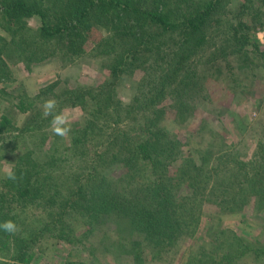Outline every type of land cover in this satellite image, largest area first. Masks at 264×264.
<instances>
[{
    "label": "trees",
    "instance_id": "16d2710c",
    "mask_svg": "<svg viewBox=\"0 0 264 264\" xmlns=\"http://www.w3.org/2000/svg\"><path fill=\"white\" fill-rule=\"evenodd\" d=\"M252 1L242 0L234 14L231 0H0V81L14 80L6 61L13 57L29 71L49 58L66 66L90 55L108 72L57 94L59 81H53L33 97L49 93L57 111H82L69 121L66 137L45 130L51 117L43 118L36 102L18 96L15 108L27 113L18 128L0 113V135L17 131L15 141L32 139L10 152L17 180L0 175V222L13 220L19 227L14 235L0 231V255L14 248L12 264H23L47 235L88 246L93 237L92 264H146L145 249L154 259L195 228L196 196L227 213L240 211L251 196L264 208V135L248 159L210 149L194 156L182 151L166 122L169 116L177 124L189 118L205 96L203 81L218 74L221 61L235 60L231 67L244 73L264 58L252 36L264 22L254 21L255 14L249 22L236 18ZM33 15L40 18L34 30L25 21ZM96 29L103 35L90 46ZM124 85L130 91L125 99L117 89ZM6 93L0 87V96ZM112 167L119 175L107 174ZM143 173L148 180L141 185L137 177ZM28 203L40 205L39 225L16 221V211ZM75 219L82 227H73ZM230 237L228 248L239 252L229 249L212 260L237 264L249 252L264 258V245Z\"/></svg>",
    "mask_w": 264,
    "mask_h": 264
},
{
    "label": "rangeland",
    "instance_id": "374dc122",
    "mask_svg": "<svg viewBox=\"0 0 264 264\" xmlns=\"http://www.w3.org/2000/svg\"><path fill=\"white\" fill-rule=\"evenodd\" d=\"M241 2L242 0H231L230 6L234 14L238 12ZM252 14H255L254 21L260 17L257 21L264 22V0L247 3L243 14L237 15V21L238 19L246 22L250 19L253 21ZM25 21L27 27L33 30L40 25V18L37 15L28 17ZM257 27L256 31L253 30L252 36L260 50L264 51V25ZM0 33L2 34L1 29ZM102 35L103 32L100 29L90 32L88 38L90 46ZM6 61L11 68L14 80L0 81V87L7 92L5 96L4 94L0 96V113H5L12 118L16 128L21 125L27 115L14 106L19 100L18 96L23 98L24 102H36V106L43 110L42 105L48 99L49 93L38 99L33 97L49 83L59 81L55 88L57 94L68 87L73 88L79 84L89 85L108 76L107 69L102 67V60L90 55L77 58L66 66H62L59 59L49 58L32 64L29 71L16 57ZM255 63L254 68L241 73L239 69L231 67L235 65V60H229L227 63L221 61L218 63L220 66L218 74L208 76L203 81L205 96L196 100L189 118L184 123L177 124L172 121V116L167 117V126L171 132L177 133L180 137L181 149L185 154L190 153L196 156L197 151L204 152L210 149V151H232L237 159H248L253 156L257 143L263 141L264 135V58ZM124 86H118L117 89L120 96L125 99L130 96V91L127 85ZM64 112L69 117V121H77L82 115V111L78 109ZM50 129H52L51 126H47L45 130L49 132ZM16 132L0 135V175L4 173L5 168L13 165V154L10 152L15 144L18 143L24 148L22 140L28 143L32 140L27 139L26 136L22 140L17 138L15 141L14 135L18 133ZM21 147L18 146L17 151L21 150ZM109 170L107 174L111 177L119 175L118 167H112ZM146 178L144 173L137 177L141 185L147 182ZM188 194L191 196L189 191ZM203 199L200 195V197L196 196L194 201V204L200 203L193 211V216H199L197 224L193 222L195 228L190 226L192 230H185V234L192 235L184 234L173 247L164 250L154 259L149 254L150 250L145 249L143 256L146 258V264H184L187 258H192L190 264H211V261L219 264L212 260V257L217 258L219 254L226 253L229 249L235 254L239 252L232 250L231 247L228 248L226 241L231 239L232 233L239 236L242 243L247 245H264V208L257 206L255 196H251L249 202L236 213H227L208 198ZM39 206L38 203L26 204L22 211H16L15 216L18 217L16 221H21L24 226L39 225ZM72 223L76 229L82 227L78 219L71 220ZM82 233L83 230L80 234ZM124 238L127 240L128 236L125 234ZM89 241L92 242L90 246L96 243L93 237ZM90 246L86 243L82 245L60 243L47 235L36 244L33 257L29 262L23 264H64L66 260L92 264ZM12 253L9 251L4 257L0 255V262L12 264L10 259ZM202 253L208 254L211 258H202ZM200 259L203 260L200 261ZM237 264H264V258H254L249 252L243 255Z\"/></svg>",
    "mask_w": 264,
    "mask_h": 264
},
{
    "label": "clouds",
    "instance_id": "9594fccd",
    "mask_svg": "<svg viewBox=\"0 0 264 264\" xmlns=\"http://www.w3.org/2000/svg\"><path fill=\"white\" fill-rule=\"evenodd\" d=\"M57 108L58 102L55 98L45 100L42 105V117H51L50 125L53 133L63 138L70 134L72 127L69 123V117L64 111H57ZM4 177L13 182L17 180V175L12 167L4 169ZM0 231L14 235L19 231V227L15 221L5 220L0 222Z\"/></svg>",
    "mask_w": 264,
    "mask_h": 264
}]
</instances>
